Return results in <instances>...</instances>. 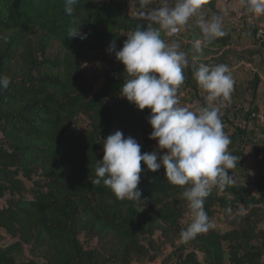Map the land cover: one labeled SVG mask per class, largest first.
Listing matches in <instances>:
<instances>
[{"label": "trees", "instance_id": "trees-1", "mask_svg": "<svg viewBox=\"0 0 264 264\" xmlns=\"http://www.w3.org/2000/svg\"><path fill=\"white\" fill-rule=\"evenodd\" d=\"M216 1L203 0L197 15L182 26L185 34L182 27L177 35L160 29L161 38L182 39L193 49L199 39L209 57L242 40L264 49V28L255 24L237 35V28L222 23L225 35L204 41L197 21L222 17ZM129 2L79 0L69 16L65 0H0V76L10 79L8 88H0V199L6 198L0 228L18 236L0 246V264H128L149 255L157 232L181 237L188 185L171 184L163 167L152 172L141 162L138 187L141 199L147 200H121L103 180L94 183L116 118L123 115L126 125L137 128L150 116V109L141 111L121 96L129 79L122 63L105 72L95 87L77 61L78 53L107 51L113 41L118 51L138 26L151 23L130 13ZM152 27L159 29L154 23ZM69 28L81 29L87 38H67ZM187 52L190 59L203 55ZM187 74L194 76L193 66ZM256 81L255 87L261 80ZM79 113L90 118L88 133L68 131ZM224 131L232 141L228 152L239 157L238 138ZM228 171L233 182L215 186L204 201L214 227L189 241L182 239V244L200 251L206 264H264L262 248L250 245L256 251L245 252L242 243L256 238L252 223L264 214V169L247 180H236ZM81 234L98 238V249L86 248ZM26 248L43 261L26 258ZM182 263L200 264L195 252L187 253Z\"/></svg>", "mask_w": 264, "mask_h": 264}, {"label": "clouds", "instance_id": "clouds-1", "mask_svg": "<svg viewBox=\"0 0 264 264\" xmlns=\"http://www.w3.org/2000/svg\"><path fill=\"white\" fill-rule=\"evenodd\" d=\"M78 2L65 0V14L71 16ZM202 4L203 0H175L174 6L169 7L164 0L161 7L141 14L151 23L143 28L138 26L127 36L121 49L116 50L115 41L110 43L107 51L115 53L129 76L120 89L121 96L141 111L150 109L149 138L157 142L158 150L142 154L135 138H125L121 131H115L104 140V155L97 161L94 181L100 184L103 180L118 199L147 200L141 199L142 190L138 187L143 171L141 162L152 172L163 167L171 184L188 185L183 196L193 219L180 233L184 241L214 227L204 209L205 198L214 186L223 188L233 182L228 170L235 168L241 159L228 152L232 141L224 131L220 109L212 103L218 98L230 99L233 80L228 66L201 64L194 78L208 94L207 106L195 111L179 106L178 89L184 82L182 70L187 67L188 59L184 52L178 51V43L168 44L161 38L160 29L168 35L175 34L197 15ZM244 5L249 12L264 14V0H244ZM153 23L159 29L152 27ZM197 23L206 42L225 35L219 16L208 21L200 17ZM76 37L86 39L87 34L69 28L67 38ZM193 46L201 51L202 41L195 40ZM9 84L7 76H0V88L6 89Z\"/></svg>", "mask_w": 264, "mask_h": 264}, {"label": "rangeland", "instance_id": "rangeland-1", "mask_svg": "<svg viewBox=\"0 0 264 264\" xmlns=\"http://www.w3.org/2000/svg\"><path fill=\"white\" fill-rule=\"evenodd\" d=\"M167 2L169 7H173L175 4V0H167ZM163 3L164 0H130L129 12L141 15L153 8L162 6ZM182 32L183 34L186 33L183 27ZM172 42L179 44L178 51L184 52L188 59L187 67L182 70L184 82L178 89L179 106L189 107L195 111L208 104L206 99L207 92L199 86L194 76L189 77L187 74L189 67L193 66L195 72L201 64L208 66L224 64L228 66L230 70L228 74L233 80L230 99L224 101L223 98H218L212 103L220 109L221 120L226 131L230 134H235L238 138L239 158L241 159L237 161L236 167L231 170L233 171L235 179L238 180L241 177L247 179L252 173L251 170H263L264 49L253 47L247 42L244 44H238L236 42L235 45L218 50L213 56L209 57V54H206V47L202 48L203 51H197L193 47H189L182 39H176L166 43L171 44ZM57 47V45L54 47L53 52L57 50ZM187 50L196 53L199 52L203 55L190 59ZM77 61L85 73L86 78L93 82L95 87H98L103 82L105 72L116 71L121 66V62L116 59L115 53L112 54L105 50L78 53ZM257 77L261 81L255 87ZM148 119L139 127L131 128L126 125L127 123L124 121L123 115H120L113 124L112 133L121 131L125 138L128 136L135 138L141 145V150L148 152L156 151L158 150L157 142L149 138L152 128L148 123ZM90 130V118L84 113H79L68 125V131L73 134L88 133ZM4 205H6V198L0 199V207ZM192 219V214L188 208L185 217L180 221V227L185 230L192 222ZM252 224L256 225L257 236L249 243L242 241L243 249L245 252L256 251V249L250 247V245H253L262 248L264 251V214L262 219H258ZM226 228L222 227L221 231L226 230ZM80 239L86 248L98 249L99 247L98 238H87L84 234H81ZM154 239L155 246L150 249L147 257H134L128 264H183L182 258L189 252H195L200 264H206L204 255L193 246L183 245L182 238L177 235L170 234L165 236L157 232ZM17 240L18 236L11 235L6 230L0 228V246L10 245ZM25 257L43 261L37 254L31 253L28 248L25 249ZM262 261H264V256ZM108 264L121 263L118 261H109Z\"/></svg>", "mask_w": 264, "mask_h": 264}, {"label": "crops", "instance_id": "crops-1", "mask_svg": "<svg viewBox=\"0 0 264 264\" xmlns=\"http://www.w3.org/2000/svg\"><path fill=\"white\" fill-rule=\"evenodd\" d=\"M218 5H221V7H218ZM216 7L222 13L221 20L223 25L231 24L233 26L232 28L234 27L237 28V31H235L236 32L235 34L237 35L241 30H243L244 26L250 24H255L257 26L264 28V14L257 15L255 13L249 12L244 5V0H217ZM236 41L237 39L235 40V42ZM246 42H247L246 40H242L241 44H244ZM247 43L253 46L252 43L249 42ZM257 171H259V169L255 171L251 170L252 173H255ZM239 180H247V179L241 177Z\"/></svg>", "mask_w": 264, "mask_h": 264}, {"label": "built area", "instance_id": "built-area-1", "mask_svg": "<svg viewBox=\"0 0 264 264\" xmlns=\"http://www.w3.org/2000/svg\"><path fill=\"white\" fill-rule=\"evenodd\" d=\"M179 32H180V28L178 29V31L174 35H177Z\"/></svg>", "mask_w": 264, "mask_h": 264}]
</instances>
